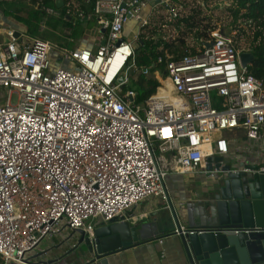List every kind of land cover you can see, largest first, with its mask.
I'll return each mask as SVG.
<instances>
[{
	"label": "built area",
	"instance_id": "2783aa9c",
	"mask_svg": "<svg viewBox=\"0 0 264 264\" xmlns=\"http://www.w3.org/2000/svg\"><path fill=\"white\" fill-rule=\"evenodd\" d=\"M62 1L66 14L82 15L75 0ZM155 1L92 0L101 42L91 49L7 30L0 43V89L7 90L5 100L0 97L2 264H26L27 255L63 227L92 238L96 226L122 217L143 199L166 198L160 154L171 153L175 172H206V156L228 152L224 132L240 129L247 139L261 142L256 171L264 174V78L251 73V62L241 65L239 59L251 45L236 46L243 33L235 25L228 24L227 35L218 34L215 25L208 37L186 45L193 52L184 47L177 57L165 52L138 66L137 45L122 32L129 20L143 27L147 20L141 12ZM160 2L172 18L185 12V0H176V9ZM33 6L56 14L41 0ZM241 23L251 22L238 24L245 31ZM53 48L60 50L61 64L50 71ZM150 71L158 85L140 105L127 73ZM203 232L178 224L171 230L176 236Z\"/></svg>",
	"mask_w": 264,
	"mask_h": 264
},
{
	"label": "water",
	"instance_id": "95a60500",
	"mask_svg": "<svg viewBox=\"0 0 264 264\" xmlns=\"http://www.w3.org/2000/svg\"><path fill=\"white\" fill-rule=\"evenodd\" d=\"M62 0H54L57 8ZM86 19V16L83 18ZM101 33L104 32L100 28ZM216 32L227 35L229 30L219 27ZM19 32L14 31V36ZM251 51L240 52L241 65L251 62ZM206 176L213 178L207 198L189 210L187 227L205 229L203 233L180 235L185 264H264V174L257 172V165L245 160L209 155L205 158ZM214 169V170H213ZM213 170V174L210 175ZM173 217L175 213L171 210ZM176 219V218H175ZM260 228L248 233L234 234L233 228ZM79 237L62 255L51 259H36L46 250L24 259L26 264H58L65 256L72 259L86 258L81 264H106V257L139 239L135 228L128 221L96 226L92 238L81 229H75ZM215 231V232H214ZM222 231V232H220ZM86 256V257H85Z\"/></svg>",
	"mask_w": 264,
	"mask_h": 264
},
{
	"label": "crops",
	"instance_id": "0c3cea01",
	"mask_svg": "<svg viewBox=\"0 0 264 264\" xmlns=\"http://www.w3.org/2000/svg\"><path fill=\"white\" fill-rule=\"evenodd\" d=\"M153 5L157 7L156 19H154L157 21V24L149 26ZM160 5L164 6V8L160 9ZM141 13L146 18L147 23L143 27H139L138 23L129 20L122 32V38L124 40H126L128 33H138L140 38L141 35L144 38H149V32L144 28L146 26L147 29L152 28L155 30L157 35H161L164 40H167V38L174 39L176 29L170 23L175 18L169 15L166 5L163 2L156 0L155 3L147 5ZM2 25H4L3 28H1ZM40 25L42 26V23ZM9 29H14L28 36L24 34L22 27L16 25L11 19L3 17L0 13V34H3L5 37L4 40H0V43L6 41V32ZM94 37L95 40H100L96 33ZM152 37L156 39L154 38L156 35ZM190 37L193 38V42L188 44ZM190 37L186 38V45H195L197 43L196 38L193 35ZM238 41L236 44L239 47L244 45ZM139 43L138 38L137 46ZM96 45L95 43L91 48H94ZM174 56L177 57V55ZM224 134L228 139V152L223 155L225 162H228L230 158L245 159V161H250L254 164L260 161V150H262L261 142H253L247 139L240 129L224 132ZM160 155L161 160L158 165L166 171L163 184L167 197L149 196L126 210L122 217L114 219L115 222L120 220L128 221L129 225L135 228L139 239L131 245L108 255L106 257V264H185V257L179 236L172 235L171 230L177 224L187 226L188 217L186 212L195 210L196 205L201 204L207 198L213 181L211 183L206 182L204 179L206 172L202 169L186 173L175 172L171 153L166 152ZM172 209L176 219L172 215ZM78 237V232L63 227L59 233L44 238L27 256L47 249L42 256L36 259L46 260L58 257L70 249L76 243ZM72 257L73 254L70 253V255L65 256L58 264H81L84 259H87L86 256V258L83 257L76 260L72 259ZM93 264L99 263L95 262Z\"/></svg>",
	"mask_w": 264,
	"mask_h": 264
},
{
	"label": "trees",
	"instance_id": "16d2710c",
	"mask_svg": "<svg viewBox=\"0 0 264 264\" xmlns=\"http://www.w3.org/2000/svg\"><path fill=\"white\" fill-rule=\"evenodd\" d=\"M41 1L43 4L53 7L56 14L46 15L44 11L34 8L33 4L36 0H0V13L3 17L11 19L16 25L22 27L24 34L64 47L69 45L70 39H77L83 35L87 27L82 22H88L87 20L90 18L92 0H75L78 3L77 12L82 13L77 17L66 14V6L57 8L52 0ZM185 1V6H183L185 12L181 17H175L170 23L176 29L174 39L164 40L152 28L144 27L149 32V38H144L143 35L141 38L139 37L140 43L135 48L137 64L148 65L158 55H163L165 51L179 56L184 52V47H187L189 52H193L192 46H186L185 36L193 34L196 39L208 37V31L212 30L215 25L200 27L199 24L210 20L211 14L217 15V17L229 14L230 19L226 23L231 26L235 25L238 31L242 32L251 42V52L254 58L249 70L256 77L264 78V0H229V6H225L223 9L219 8V4L207 8L208 2L204 0L195 3L189 0ZM85 16L87 19L83 20ZM246 20H250L251 23L247 31H244L238 27V24ZM41 23L46 29L41 30ZM153 35H156L154 37L156 39H153ZM236 46L239 47L238 44ZM158 68L163 70L161 64L158 65ZM132 78L139 101H143L151 95L158 85L152 71L146 75L136 73L132 75ZM0 264H2L1 258Z\"/></svg>",
	"mask_w": 264,
	"mask_h": 264
},
{
	"label": "rangeland",
	"instance_id": "374dc122",
	"mask_svg": "<svg viewBox=\"0 0 264 264\" xmlns=\"http://www.w3.org/2000/svg\"><path fill=\"white\" fill-rule=\"evenodd\" d=\"M180 1H182V0H180ZM189 1H192V3L200 2V0H189ZM204 1H206V2L209 1L207 8L208 7H212L214 4H219V8L223 9L226 5H229V3H230L229 0H204ZM74 6L78 7V3L75 2ZM153 6L154 7L152 8V13L150 15L151 19H150V22L148 24L149 26H153V25L157 24L156 23L157 21L154 20V19H156L157 7H156V5H153ZM169 7L172 8V9H176V8H178L180 6L176 2V0H170L169 1ZM163 8H164V6L160 5V9H163ZM208 11H211V10H208ZM220 13L225 14L223 12H220ZM94 17L95 16H94L93 12L91 11L90 18L87 20L88 22H85V21L82 22V24H84L85 27H87V28L85 29V33L82 35L81 39L80 40H78V38L77 39H72L69 42V45L66 46V48H73L74 46H78L79 48L91 49L92 45H94L95 43L96 44L100 43V40L97 39V41H96L95 37H94L95 29L98 26L97 21L95 20ZM229 18H230L229 14L228 15L225 14V16H218V17H217V15L211 14L210 20L203 21V24H199V26L202 27V26L205 25L206 27H208L210 25H216V26L219 25V27H224V28H227L228 30H230L229 29V25L226 23V21H228ZM241 25H242V28L245 29V31L249 28V25L247 26V25H245V23H241ZM3 26L4 25H2L1 28H3ZM40 28H41V30L46 29L44 26H41ZM190 36H191V34L190 35L187 34L185 37L188 38ZM190 38L188 40V42H189L188 44H191L193 42L192 41L193 38L192 37H190ZM241 38L243 39L242 43L244 44V46L250 49L251 42L248 41V39L244 36V34H243V36ZM1 39H3V40L5 39L3 34H0V40ZM126 40L129 41V42H132L135 46L137 45V40L135 39L134 33H128L127 36H126ZM60 55H61V52L57 48H53L48 53V58H49V61H50V64H49V70L50 71L55 70L59 66V64H61L60 60L57 59V57L60 56ZM136 65L139 66V64H137V63H136ZM136 73H139V72L127 73V81H128L127 85H128V87H131L135 91H136V89H135V87L133 85L134 81H133L132 75H134ZM161 84L163 85L164 83L162 82ZM6 96H7V90L5 88H1L0 89L1 100L4 101ZM10 99H11V101H15L16 96L14 94H12L10 96ZM136 100H137V102L140 105H144V102L143 101H139L138 97H136ZM155 152L157 153L158 151L156 150ZM157 155H158V153H157ZM213 178H215V177H210V176H205L204 177V179L208 183H211L213 181Z\"/></svg>",
	"mask_w": 264,
	"mask_h": 264
},
{
	"label": "bare ground",
	"instance_id": "6f19581e",
	"mask_svg": "<svg viewBox=\"0 0 264 264\" xmlns=\"http://www.w3.org/2000/svg\"><path fill=\"white\" fill-rule=\"evenodd\" d=\"M162 89H164V88H162ZM162 89H159V90L162 91Z\"/></svg>",
	"mask_w": 264,
	"mask_h": 264
},
{
	"label": "clouds",
	"instance_id": "9594fccd",
	"mask_svg": "<svg viewBox=\"0 0 264 264\" xmlns=\"http://www.w3.org/2000/svg\"><path fill=\"white\" fill-rule=\"evenodd\" d=\"M155 89H156V88H155ZM154 92H155V91H154ZM154 92H153V93H154ZM153 93H152V94H153Z\"/></svg>",
	"mask_w": 264,
	"mask_h": 264
}]
</instances>
